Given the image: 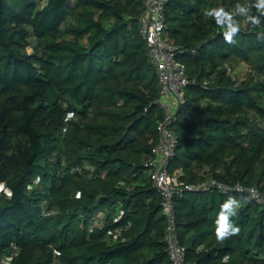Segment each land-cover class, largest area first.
Returning <instances> with one entry per match:
<instances>
[{
    "label": "trees",
    "instance_id": "16d2710c",
    "mask_svg": "<svg viewBox=\"0 0 264 264\" xmlns=\"http://www.w3.org/2000/svg\"><path fill=\"white\" fill-rule=\"evenodd\" d=\"M143 12L144 0H0V264H173L145 166L164 111ZM165 18L190 79L169 172L264 192V9L167 0ZM174 206L188 264H264V208L246 193L185 191Z\"/></svg>",
    "mask_w": 264,
    "mask_h": 264
},
{
    "label": "built area",
    "instance_id": "2783aa9c",
    "mask_svg": "<svg viewBox=\"0 0 264 264\" xmlns=\"http://www.w3.org/2000/svg\"><path fill=\"white\" fill-rule=\"evenodd\" d=\"M166 3L167 0H144V12L140 18V34L145 40L159 78L160 95L157 103L164 111V116L157 125L158 140L152 146L145 166L162 195V214L168 222L165 242L169 258L173 264H188L186 249L180 244L177 235V215L174 206L177 196L184 194L185 191H208L214 187L228 191L234 188L239 193H246L264 208V192L255 185L245 186L240 182L230 187L229 184L221 183L212 177L198 183H185L178 180V175L169 172V162L179 145L173 125L178 110L184 104L185 90L190 79L185 63L178 59L185 50L173 44L167 36Z\"/></svg>",
    "mask_w": 264,
    "mask_h": 264
},
{
    "label": "clouds",
    "instance_id": "9594fccd",
    "mask_svg": "<svg viewBox=\"0 0 264 264\" xmlns=\"http://www.w3.org/2000/svg\"><path fill=\"white\" fill-rule=\"evenodd\" d=\"M258 7H260L261 9H264V0H258ZM223 12V9L219 10V11H216L215 13L210 11L207 13V15H213L215 14L216 17H220L221 16V13ZM250 19L254 20L256 23H259V20L256 18V17H250ZM230 28H231V31H228L225 33V36H226V39L228 41H231L232 40V33L236 32L237 29L239 28V25L238 23H232L230 25ZM230 227L229 225L227 224H221L220 227L217 228V238L218 239H223L224 237V232H225V229ZM231 231L233 232H238L239 231V228L236 227V228H232Z\"/></svg>",
    "mask_w": 264,
    "mask_h": 264
},
{
    "label": "rangeland",
    "instance_id": "374dc122",
    "mask_svg": "<svg viewBox=\"0 0 264 264\" xmlns=\"http://www.w3.org/2000/svg\"><path fill=\"white\" fill-rule=\"evenodd\" d=\"M234 69H235V70H234V73H236L237 76H240V77H241V74L243 73V71H241V70L244 69V66L241 65V64H239V65H236ZM209 177H210V176H207V179H208ZM3 187H4V186H2L1 188H3Z\"/></svg>",
    "mask_w": 264,
    "mask_h": 264
}]
</instances>
